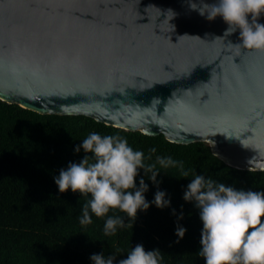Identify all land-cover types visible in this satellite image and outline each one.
Listing matches in <instances>:
<instances>
[{"label":"water","instance_id":"obj_1","mask_svg":"<svg viewBox=\"0 0 264 264\" xmlns=\"http://www.w3.org/2000/svg\"><path fill=\"white\" fill-rule=\"evenodd\" d=\"M192 3L218 0H0V101L264 171V51Z\"/></svg>","mask_w":264,"mask_h":264},{"label":"trees","instance_id":"obj_2","mask_svg":"<svg viewBox=\"0 0 264 264\" xmlns=\"http://www.w3.org/2000/svg\"><path fill=\"white\" fill-rule=\"evenodd\" d=\"M92 132L126 139L134 151L143 152L146 167L156 165L157 183L139 170L136 186L145 180L150 207L139 211L137 218L119 209L97 217L89 209L92 222L81 224L91 194L61 193L55 183L61 170L85 155L94 162L93 154L82 148ZM158 157L177 163L162 167ZM196 175L237 191H264V171L229 167L206 143L174 144L162 135L125 131L83 116L40 115L0 101V264H93L94 254L113 256L114 264H119L137 245L146 251L159 250L160 264H206L199 255L200 209L195 201L183 198ZM158 191L166 193L170 206L155 205ZM109 217L122 218L125 226L118 225L113 234L105 235ZM179 227L187 230L183 239L176 235Z\"/></svg>","mask_w":264,"mask_h":264},{"label":"clouds","instance_id":"obj_3","mask_svg":"<svg viewBox=\"0 0 264 264\" xmlns=\"http://www.w3.org/2000/svg\"><path fill=\"white\" fill-rule=\"evenodd\" d=\"M191 8L209 21L222 17L229 26L225 37L239 30L237 47L264 51V24L258 22L264 14V0H218L214 4L194 6L192 3ZM82 148L85 153L93 154L94 162L85 155L79 163H71L67 170H61L55 179L61 193L71 190L91 194V200L83 207L81 224L92 222L89 209L97 217H105L110 210L119 209L129 218H137L139 211L150 207L144 195L148 191L145 180L140 179L139 188L136 180L141 169L153 183H157L160 173L154 171L155 164L147 167L143 164V152L134 151L127 140L119 136H101L96 132L83 140ZM80 150L76 148L77 153ZM157 162L162 167L177 163L171 158L159 157ZM165 197L164 192L156 193L154 203L158 208L170 206ZM183 198L195 201L200 209L203 232L199 255L206 264H264V191H237L196 175ZM118 225L125 226L122 218L109 217L105 235L113 234ZM186 231L179 227L176 235L183 239ZM161 258L159 250L146 251L143 245H137L127 258L119 260V264H160ZM91 260L93 264H114L115 257L94 254Z\"/></svg>","mask_w":264,"mask_h":264},{"label":"snow or ice","instance_id":"obj_4","mask_svg":"<svg viewBox=\"0 0 264 264\" xmlns=\"http://www.w3.org/2000/svg\"><path fill=\"white\" fill-rule=\"evenodd\" d=\"M240 63H242V62H240Z\"/></svg>","mask_w":264,"mask_h":264}]
</instances>
